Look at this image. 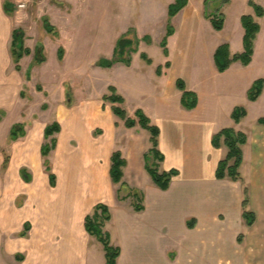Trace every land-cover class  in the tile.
Instances as JSON below:
<instances>
[{
    "label": "crops",
    "instance_id": "1",
    "mask_svg": "<svg viewBox=\"0 0 264 264\" xmlns=\"http://www.w3.org/2000/svg\"><path fill=\"white\" fill-rule=\"evenodd\" d=\"M8 2L14 1L0 0V110L9 112L0 123L1 148L7 146L12 129L23 125L17 107L19 90L24 82L12 56L16 22L5 10ZM174 3L175 0L170 5ZM193 18L194 11L193 17L189 18L190 23ZM263 19L256 18V21L259 23ZM63 21L73 22V19L66 15L58 22L64 38ZM50 24L55 28L57 26L52 21ZM225 26L226 20L224 29ZM175 34L176 31L168 39L169 58L164 56V62L160 65L164 66L170 61L171 68L162 77L157 75L160 66L156 67L153 59V64L148 65L141 58L142 53L147 54V46L153 45L147 44L132 54L131 66L119 63L108 69L121 70L125 74V93L115 82L107 85L100 96L101 113L89 110L66 116L56 107L65 128L55 134L57 138L54 135L51 137L56 147L47 159L52 162L54 155H59L56 166H60L65 156L69 157V165H72L74 172L69 171L68 165L64 186L59 181L52 187L50 179H44L43 165L39 164L37 156L38 152L43 158V138L39 132L44 131L45 139L49 124L39 123L29 130L24 127L25 136L11 148L12 159L6 174L3 173L5 159L0 155V264H107L103 244L90 236L85 226L86 219L94 214L98 205L107 207L109 211L110 219L103 223V232L108 235L111 246L121 250L117 264H256L255 259L259 257L254 250L264 248V126L258 123V127L252 130L244 129V119L239 124L232 119L236 107L223 112L219 107V99L212 92H200L196 84L181 79L186 83L187 90L198 97V105L194 110L183 108V93L176 86L180 79L175 83L178 92L172 83H166L175 70L170 60V47ZM239 35L243 43L244 29L239 30ZM227 41L230 46L231 40L227 38ZM116 44L111 48L109 60L114 56ZM26 49L31 51V55L22 59V66V62L31 63L29 57L35 60L37 55L35 50ZM46 62L47 58L43 64ZM253 65L254 57L251 65L245 68L252 69ZM244 73L241 64L237 63L223 74L215 67L211 77L213 81L217 74L231 79L237 77L238 82L233 80L230 85L234 91L237 88L235 92L245 94L248 98L257 80L244 82ZM110 87H114L125 99L127 115L132 116L142 110L152 124L159 127V150L165 158L164 162L159 163V172H179L173 178L169 190L159 189L147 172L146 157L152 149L146 145L147 141L151 143L149 132L140 127L127 129L124 122L114 116L112 108L104 112L107 103L103 98L109 95ZM171 96L177 97L173 104ZM263 96L264 91L256 102L251 103L256 104ZM91 97L97 101V94ZM128 107L131 108L130 113ZM9 120L11 124L6 128V138L2 139L3 126ZM88 122L90 125L102 122V130L106 134L99 143L92 142L86 136L85 125ZM230 128L246 134L248 138L243 147L244 162L240 170L242 182L220 181L216 178L218 165L227 157L228 149L225 146L215 149L212 138ZM73 140L81 141L84 155L91 161L88 176L93 181L94 193L87 197L79 189L78 176L83 168L76 159L78 151L70 145ZM115 152H120L126 161L124 177L119 185L113 184L110 177L111 159ZM26 168L31 169L33 178L18 176L17 173ZM125 189L128 190L127 195L133 190L138 191L142 201L132 197L120 201L119 193ZM245 191L249 198L248 211L256 216V222L250 228L243 220ZM137 205L144 210L136 212ZM27 226V235L22 237ZM239 238L242 242H239ZM23 253L26 256L24 261L19 255Z\"/></svg>",
    "mask_w": 264,
    "mask_h": 264
},
{
    "label": "rangeland",
    "instance_id": "2",
    "mask_svg": "<svg viewBox=\"0 0 264 264\" xmlns=\"http://www.w3.org/2000/svg\"><path fill=\"white\" fill-rule=\"evenodd\" d=\"M12 1L14 2H8L6 5L7 14L16 22V30H20L24 34L25 48L35 50L40 61L43 59L42 57L45 60L47 58V62L42 67L37 65L32 57H29L31 63L22 62L24 68L20 63L19 76L22 77L24 83L19 90L17 113L23 126L28 130L36 127L39 123L49 125L60 123L63 130L65 128L64 120L58 115L59 110L57 111V109L62 110L66 116L77 112L86 113L89 110L93 112L98 110L101 113V93L112 82L113 84L115 82L125 93V74L121 70L109 71L100 68L98 63L103 59L109 60L112 46H115L116 42L130 30H134V36L141 41L140 46L142 47L147 45L143 41L146 36L152 39L153 45L147 46L145 52L153 59L156 67L164 62L160 44L168 30L169 5L174 0ZM250 1L264 8V0H230V5L226 4L225 0H188V6L178 14L172 23L176 34L170 47L172 53L170 60L174 63L175 70L166 81V83L173 84L175 91H177L175 88L176 81L184 79V81L188 80L190 84H196L200 92H212L213 96L219 99V107L223 112L230 107L243 108L247 113L243 124L246 130H252L255 126L258 127V120L264 118V96L256 104L251 103L247 95L235 92L237 88L234 91V87L230 85L233 80L238 82L237 77L231 79L217 74L213 81L211 75L215 70L214 52L219 46L228 43L227 38L231 40V51L234 54L242 53L243 43L239 35V30H243L241 17L255 15L254 10L249 6ZM23 5L25 8L20 9V6ZM186 11L188 12L184 14ZM193 11L195 12V18L192 20L194 24L190 23L189 20L193 17ZM216 14L217 16H224L226 20V26L222 32L215 31L211 21L207 20V16L212 17ZM66 15L71 17L73 22H62L65 29L63 38L62 31L58 28V22ZM45 18L49 22L52 21L54 25L57 24L56 28L59 29H56L57 37L46 32ZM259 24L262 31L255 44L254 65L252 69L241 65L245 72L243 74L244 82L264 79V19ZM61 47L65 51L64 62H60L58 59V50ZM140 62L144 64L142 60ZM137 65L140 66V64ZM25 71L27 72L25 73ZM153 72L156 76V69ZM95 94L98 96L97 101L91 97ZM175 98L177 99V97L171 96L172 104L175 102ZM111 108L110 104H106L104 112ZM122 108L125 110V105ZM127 111L130 113L131 108L128 107ZM8 115L9 112L1 109L0 123ZM128 116L134 118V115L128 114ZM229 119L232 120L230 116ZM86 121L89 120L86 119ZM9 124H11L10 120L3 126L2 139L6 138V128ZM89 125V122L85 125V133L89 140L97 143L102 141L103 135L106 134L102 130V122ZM39 135L43 138L42 145L50 147L53 138L44 139V131H40ZM56 135L54 138H57ZM15 142H10L9 139L6 147H0V155L3 160L5 159L6 167L5 165V168L3 167L5 174L11 163V148ZM80 142V140H73L70 145L78 151L76 159L80 161L83 168L80 169L78 176L80 180L79 189H81V194L87 197L90 193H94L93 181L88 176L90 175L88 169L91 161L85 157L84 146L82 147ZM0 145H3L2 141H0ZM146 145L152 147L150 141H147ZM37 156L39 164L43 165L44 179L48 181L50 174H54L56 177L55 184L57 185L61 181L64 186L67 181L65 171L70 164L69 157L65 156L62 164L56 166L59 155L55 154L52 162L42 158L38 152ZM46 160L50 162L51 173L46 171ZM149 162L152 165L155 163L153 157H150ZM72 169V165H69V171ZM161 170L163 171V168ZM72 171L74 172V170ZM5 174H1V176H5ZM17 174L20 178L24 176L34 177L29 168L21 173L19 171ZM127 193V189L123 190L122 196L127 195ZM254 251L259 257L255 259L256 264H264V248ZM19 255L24 261L25 254Z\"/></svg>",
    "mask_w": 264,
    "mask_h": 264
},
{
    "label": "trees",
    "instance_id": "3",
    "mask_svg": "<svg viewBox=\"0 0 264 264\" xmlns=\"http://www.w3.org/2000/svg\"><path fill=\"white\" fill-rule=\"evenodd\" d=\"M208 2V1H207ZM206 2V3H207ZM230 0H225V3L228 4ZM188 5V0H175V3L169 7V24L166 37L161 43V48L163 49L164 56L169 58V49H168V39L174 35L175 30L171 22L174 17H176L184 8ZM249 6L254 10L255 15H244L241 17V24L245 31L243 38V47L244 51L240 54H232L230 46L224 44L217 48L214 54V63L217 71L221 74L229 70V68L234 64H241L244 67L251 65L254 57L255 42L261 31L260 24L256 21V18H264V8L257 5L253 1L249 2ZM8 12V9H5ZM11 15V13H9ZM207 19L211 21V24L215 31L221 32L224 29L225 19L222 15L207 16ZM44 26L48 34L58 36V32L55 27H53L48 19H44ZM20 33V34H19ZM147 44H152V40L149 36H146L143 39ZM140 40L136 39L134 36V30H130L127 34L121 37L114 51V56L111 60L103 59L99 61L98 67L103 69H111L116 64H124L126 66H131V56L133 53L139 52ZM65 51L61 47L58 50V59L60 62L64 59ZM31 51L25 48L24 45V34L20 30L14 32L13 43H12V56L16 70L21 71L20 63L25 56H30ZM39 55L35 57V62L37 65H42L45 62V58L40 61L38 59ZM141 58L148 65L153 64L152 59L149 58L147 54L142 53ZM171 68V62L168 61L164 66H160L157 69V75L162 77L166 72ZM177 89L183 93L181 104L184 109L191 111L194 110L198 105V97L195 93L187 90L186 83L183 80L177 81ZM264 91V79L257 80L248 93V100L250 102H256L262 95ZM110 94L104 96L103 101L107 104L112 105V112L116 118L124 122V126L127 129H134L140 127L141 129L149 132L151 135V144L152 149L150 154L146 157V169L150 174L154 184L161 189L162 191H167L170 188L173 178L179 175V172L172 170L170 172H159V163L164 162L165 158L159 150V138L161 131L158 126L153 125L151 120L147 115L142 111L138 110L134 118L128 117L126 111L122 108L125 104V99L118 94L117 90L114 87H110ZM247 116L246 111L243 108L236 107L232 114V119L236 124H239ZM259 125L264 126V118H261L258 121ZM61 131L60 125L54 123L48 126L45 130V138H50L53 135ZM24 126L19 125L12 129L10 135V142L17 141L20 137H24ZM247 135L242 132H237L236 130L224 129L218 134L214 135L212 138V145L215 149H220L225 146L228 149L227 157L222 160L217 169L216 178L217 180H229L232 182H242L243 178L241 175V167L244 162L243 147L247 144ZM56 147V142L53 140L51 146L45 145L42 149V155L44 158H48L51 151ZM150 157H153L155 163L150 164ZM112 166L110 170V177L115 185L122 183L124 173L123 169L126 166V161L123 159L120 152H115L111 159ZM45 168L48 173H51L52 168L48 160L45 161ZM50 183L52 187H55L56 177L54 174L49 176ZM123 185V184H122ZM119 193V200L125 201L129 197H132L139 202L142 201L141 195L138 191H131L127 197H124ZM246 198L243 202V220L247 227H252L256 222V216L253 212L248 211L249 198L248 192L245 191ZM136 212H142L144 208L140 205L135 207ZM110 219L108 208L103 205H98L95 208V212L92 216H89L86 219V231L87 233L97 238L104 246L106 251L107 264H117V259L121 255V250L111 246L110 239L107 234L103 232V223ZM195 225V224H194ZM194 225H190L191 228ZM28 226L25 229V232L21 235L26 237L28 232ZM242 240L239 238V242Z\"/></svg>",
    "mask_w": 264,
    "mask_h": 264
},
{
    "label": "built area",
    "instance_id": "4",
    "mask_svg": "<svg viewBox=\"0 0 264 264\" xmlns=\"http://www.w3.org/2000/svg\"><path fill=\"white\" fill-rule=\"evenodd\" d=\"M25 8V6L23 5V6H20V9H24Z\"/></svg>",
    "mask_w": 264,
    "mask_h": 264
}]
</instances>
